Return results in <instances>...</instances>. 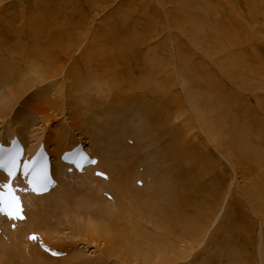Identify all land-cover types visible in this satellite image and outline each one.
I'll list each match as a JSON object with an SVG mask.
<instances>
[{"label": "bare ground", "instance_id": "1", "mask_svg": "<svg viewBox=\"0 0 264 264\" xmlns=\"http://www.w3.org/2000/svg\"><path fill=\"white\" fill-rule=\"evenodd\" d=\"M39 1L40 4L36 6L29 3V16L27 15V21L26 18H23L24 24L18 26L16 21L15 25L17 26H14L13 21V24H8L7 22L8 25L0 26V38L12 36L14 39V43L11 45L13 47L9 46L8 39L0 42V84L8 89L11 103L15 105L18 99L31 89V85L27 84V79L24 78L25 74L21 73L17 63L21 62L28 66V69L32 70L35 74L33 80H37L36 82L39 84L60 76L65 68H68L67 70H71V72L66 70L65 78L70 81L71 92L81 89L80 87H83L84 84L87 86L88 77H90L91 83L87 87L90 89L94 87L98 88L101 86L99 84L105 83L104 85L113 93V98L110 100L111 103H114V101L125 103L137 102V107L148 114L156 128L161 129L164 124H168V122L180 117L184 118L185 114H189L191 118L190 122L194 123L195 120L200 127L202 126L203 130H200L204 131V143L209 145V143L214 141L216 148H220L218 155L228 157V160L227 158H224V160L228 161L227 163L232 168V171H235L236 167L239 168L237 170L243 176V186L239 188V191H235L232 196L233 202L229 205L231 206L232 204L233 209L226 211L225 219L214 228L215 233L211 237V242L218 247V250L214 254H209L211 248L207 249L206 247L208 253H206L207 251L203 252V249L197 252L198 254H192L202 243L205 233L211 227L212 220H214L215 214L219 207H221L219 205L220 200L223 197H227L225 195L228 194L229 185H227L228 188L226 186L228 189L226 191L225 181L222 176L217 175V177H213V175L215 176V170L211 178L207 180L209 182L208 185L202 184L203 186H201L199 183L198 185L195 184L197 179L199 180L200 178L201 180V177L209 175L211 172L207 170V167L212 168L213 166L210 165L211 160L208 156H205L204 150L197 146L195 142H192L193 140H190L192 143L186 146L184 139L188 135V132L182 133L183 131L180 132L174 126L172 127V131L167 133L169 139L164 147L166 155L178 159L182 151L178 149L184 147V154L182 155L185 157L183 158L184 164L187 167L197 168L198 170V175L191 176L194 173L191 171L192 169H183L184 173H187L182 177L183 180L192 183V185L190 187L185 186L184 191L182 190L177 193L175 202L170 208L157 206L155 199L150 198L147 200L144 199L145 197H137L141 195L145 185L147 187L152 185V183L147 182L149 178L148 174L139 173V164L143 165L144 163L140 162L141 159L138 153L132 154L135 163L130 165L125 163L126 159L124 156H120L121 169L118 174L119 176L113 175L112 166L106 165L102 159L103 152L101 150H94L89 145V141L92 138L94 140V135L95 137L97 136L95 131L86 133L88 134V137L85 139V141L88 139L86 142L88 144L87 150L92 156L96 157L98 160L97 168L104 171L108 178L104 181L95 178L91 175L92 169L88 168L85 170V174L81 176L90 174V178L99 185L95 188H84L83 193L72 188L70 182L67 181L68 178L65 180L63 178L64 182L59 181V175L56 176L54 173L55 169L59 167L62 175L65 173V168L58 161V157L63 150L69 149L76 142L74 144H64L65 148L62 149L61 146L64 141H73L66 139V130L62 129L61 132L54 131L52 137L44 140L43 145H45L52 156L53 175L57 177L59 185L54 191L46 195L30 197L37 204V206L35 204L37 210L33 216L28 211L27 199H25L28 218L26 221L18 223L15 226V230L7 229L8 225H5L1 221V226L4 225L5 228H1L2 234L0 236L6 234V231L12 234V242L10 238L6 240H9L13 248L12 255L15 257L14 259L22 261V264H83V262L80 263L79 261L81 258L79 255H83L82 251L77 250V252H72L69 245L66 244L69 248L64 247V249H61L63 244H54L48 235V233L60 234L62 232L64 234V232H67V234H64L66 235L65 240L71 242L75 241L74 238L76 236H73L77 235L76 241L79 239V241L86 243L88 246L94 244L98 247L101 244L103 246L109 244L108 247L101 248V259H97L90 264H106L110 260H116L120 264H183L190 256L189 263L185 264H220L216 261V258L221 256L222 252L227 249H233L231 252L229 251V255L231 258L237 259V264H251V260L254 261L255 256L252 252L247 251L254 247V243L252 242L254 235H251L256 229V222L252 221L249 213L245 212L246 207L243 205V200L252 206L250 207L253 213L259 216L258 222L261 221V224L259 223L260 227L264 228V61L262 56L255 54L254 48L256 47L253 46V37L255 36L253 35L252 37L251 30L242 31L243 27L234 20H236V17H239L250 24L246 15L248 12L249 14L252 13V11L256 12L255 16L260 11L264 14L260 8L262 5L260 4L261 6L258 9L256 6H253L254 4L257 5V1L254 3L253 1L249 2L250 0H238L237 3H234L232 0H156L167 18L164 23L160 16L159 23L163 26L166 25L165 28L168 33L163 29L158 30L157 25L152 21L154 28L149 27L148 30H152V33H156L158 37L154 39H157L155 43H150L145 39L150 35L147 33H140L141 36L132 34V36L124 37L117 35L116 32L111 33L107 25L105 27L109 30L98 28L99 30L95 31L93 35L90 34L92 37L90 36L91 39H89V33L87 34V32L90 29L84 30V28H78L80 25L78 21L87 16L89 7L103 8L107 6L109 0ZM147 1L149 7L157 11L155 1ZM216 1L222 2L224 6L222 8L217 7L215 5ZM250 4L252 5L250 6ZM141 6H144L142 0H131L129 4L125 5L126 10L130 14L135 13L133 8H138L139 10ZM238 6L245 8V17L239 12ZM179 12L183 19L182 21L190 26L187 30L189 33L184 29L179 30L176 28L175 23ZM136 13L138 14V12ZM186 16L187 18H194L195 22H188L185 18ZM67 17L69 20H66ZM130 19L131 16L126 15L122 20V25H128ZM261 21L263 20L261 19ZM251 23L253 24V22ZM193 27H196V32L203 31L207 40V42H203V47L194 52L189 48L198 47L199 45L195 41L199 42L201 40H198L192 34L194 32ZM252 27L254 28V26ZM94 29L97 30L96 28ZM259 30L261 29L257 31L259 32ZM189 34L192 35V41L194 40L193 45L188 46L189 48H182L180 45L181 39H189ZM87 38L88 40H86ZM161 40L162 42H160ZM140 41L147 43V45L144 43L141 45ZM44 42L49 46H55L57 49L52 48L54 52L53 56H56V59L62 56V59L50 61V48H45ZM80 48H82V52L78 57H74L73 54ZM9 56L11 59L8 58ZM207 60L210 61V66H213L215 69L209 67ZM71 63L76 65V67H71ZM200 68H202V71H199ZM101 69H104L102 73H100ZM176 86L180 88L182 93L174 89ZM232 86L235 89H232ZM18 89L20 90V94L17 98L14 91ZM144 90H148L154 94L150 98L153 102H147L141 92L137 93ZM144 97L149 98L147 93L144 94ZM156 101H160L158 102L159 104L157 103L159 108L155 107ZM87 102L89 103V101ZM76 103L73 104V116L78 114L80 116L77 118L72 116L70 127L80 131L81 128H85V125L93 129L96 126L98 131L105 132V136L96 137L97 141L108 146L109 142H106V138L110 137L108 128L114 125V122L108 128L103 127V125L99 127L100 123V125L98 123L93 125L87 117L83 119L84 115L80 113L83 110L79 109L80 107ZM42 104L43 100H37L32 103L26 102L24 104L26 114H22L23 120L21 123L23 127L18 132V139L23 145L26 144L23 135L25 133H33L29 131V127H27L25 122L30 113L39 112L43 116L42 121L44 123H47L49 120L48 110L51 108L44 110L43 106L47 102L43 106ZM101 104L109 106L108 102L105 103L103 101ZM103 109L105 110V108ZM10 110L11 108L7 111L4 105L0 106V117L8 116ZM111 112H113V109ZM190 113H193L192 116L194 117ZM108 121H110L109 118ZM192 123L190 124L192 125ZM197 123L192 126H197ZM87 132L89 131L87 130ZM13 136L9 134L7 138L11 139ZM163 136H165L164 133ZM258 139L261 141H258ZM112 140L114 142L112 145H121L127 151L133 149L126 144L128 138L123 134L115 136ZM97 141L95 142L97 143ZM77 143H81V141ZM50 144H55L57 147L50 150ZM25 146L27 147V145ZM173 146L176 148L173 149ZM200 146L202 145L200 144ZM36 148L37 146L27 147L28 150L33 152L36 151ZM208 149L207 152L209 151ZM109 151L113 153L114 149L110 148ZM212 158L215 159V157ZM172 161L175 162L174 160ZM134 165H137V169H134ZM221 167L224 169V165ZM184 173H180V175ZM190 176L192 179L189 181ZM140 178L145 180V185L142 188L131 187L137 181H141ZM104 183H107L106 188L100 190L99 187L103 186ZM73 189L75 192L71 191ZM105 190L113 193L107 192L113 196L116 205L118 204L115 208H121L120 210L119 208L117 209L120 211L117 215L110 214L107 209L109 205L107 202L101 200L103 194L106 193ZM54 194L60 197V203L55 204L57 224L53 227L49 221L54 217L49 215L48 210L50 209L49 199ZM132 194H135V197ZM78 195L84 196L82 200L85 202L79 201ZM96 202L99 204L98 207L100 209L97 210L98 214L96 213L93 216L101 219L105 226L99 224L97 230H91L89 229L90 226L86 227L80 224V222L78 223V221L59 224V221L63 222V220H66V217L70 218L72 215H74L75 219H80L83 217L82 214L89 213L87 207L96 204ZM183 202H185L184 206H188L187 209L181 206ZM144 203H146L148 213L142 216L145 209L142 206ZM64 206L69 210L72 208V211H61V208L63 209ZM171 212L178 215L179 219L177 221L169 216ZM80 213L82 214L80 215ZM126 213H130L128 215L129 219H126ZM142 217H146L145 221L147 223L156 226L159 230H163L164 233H168L173 238L169 239V241H167V237L165 241H161L164 237L158 240V234L163 233L157 232L158 230H156L158 234L156 232L154 235L148 234L144 231L145 227L142 228L137 225L142 220ZM29 231L40 233L44 238V242H48L54 249L62 252L64 254L63 257L52 259L36 245L28 243L26 235ZM72 233L73 236L70 237L71 239H68V235ZM223 235L225 236L223 237ZM122 240L128 241L138 247L142 246L145 249L143 258L138 261L129 256V261L124 256L122 257L120 251ZM227 242H232V245H226ZM0 249L3 250L4 248L0 247ZM246 254L249 256H246ZM65 255L66 257H64ZM0 260V264H5V262H2L5 260Z\"/></svg>", "mask_w": 264, "mask_h": 264}, {"label": "rangeland", "instance_id": "2", "mask_svg": "<svg viewBox=\"0 0 264 264\" xmlns=\"http://www.w3.org/2000/svg\"><path fill=\"white\" fill-rule=\"evenodd\" d=\"M130 1L131 0H109V3L107 4V6H105L103 8H97L94 6L89 7L87 16L78 21L80 24L78 26V28H80V29L84 28V30L90 29L89 31L92 30L91 32H89V31L87 32V34L89 33V36L87 35L89 39H91L90 36L93 35L95 31H98L100 28H102V30H106L107 27H105V26L108 25V28L110 29L111 33L116 32L117 35H122L124 37L132 36V34H134V35L138 34L139 36H141L140 33L150 34L149 37H146L145 39H147L148 42H150V43L151 42L155 43V41H157V39L156 40H154V39L157 38L158 35L156 33L153 34L152 30H150V29L148 30L149 27H153V25H152V21H153L155 23V25H157L158 30L163 29V30H165L166 33H168L167 29L165 28L166 25L163 26L159 23L160 16L162 17V20L164 23L167 20V18H166L165 13L163 12V9L157 4L156 0H153V1H155V4H156L155 6L157 7V11L160 10L159 13H157L156 10L154 11L153 9H151L149 7L148 1L146 2V0H142L144 2V6H141L139 10H138V8H133L135 10V13L130 14L126 10V7H125V5L129 4ZM232 1L234 3H237L238 0H232ZM245 1H247V0H245ZM252 1L254 3H255V1H257L256 2L257 5L254 4L253 6H256V8H258V9H259V6L262 5L260 8L264 12V4H263L264 1L263 0H260L262 3L259 0H250L249 2H252ZM29 3H31V5H33V6H36L37 4H40V1L39 0H0V15H1L0 16V26H6L7 22H8V24H13L12 23L13 21H14V26H17V25L20 26V25L24 24L23 18H26V21H27V18L29 16V11H30L29 10V8H30ZM34 3H36V4H34ZM252 4H250V6ZM67 5L69 6V4H67ZM215 5L217 7H220V8H222L224 6L223 3L220 1H216ZM237 8H238L239 12H241V14L245 17V15H246L245 8L244 7L240 8V6H238ZM226 9H228V8H226ZM136 12H138V14ZM227 12H229V11H227ZM254 12L255 11H252L253 14L252 13L249 14V12H248L249 15L248 14H247L248 16L246 15V18L249 19L250 24L245 22L244 20H242L239 17H236L235 18L236 20H234V21L239 23L243 27L242 31L244 30V32H246L248 30L249 31L251 30L252 37H253V35L255 36V37H253L254 38L253 46L256 47V48H254L255 54L262 56V59L264 61V35H263L264 33L262 34V32L264 30V23H262V22H264V17L261 18L262 16H264V14L260 11L262 14L259 12L256 15L257 16L256 17L254 15V14H256V12L255 13ZM18 14H20V15L22 14L23 16L25 15V17H23L22 15H21L22 16L21 17ZM126 15L131 16V19H130L128 25H122V20ZM18 18H19L20 22H19ZM185 18L190 23L195 22L194 18H187V16ZM260 18L263 21H261ZM3 20L6 22H4ZM9 20H10V23H9ZM66 20H69V18L67 17ZM182 20L183 19L181 18V14L179 12V15L177 17V21L175 23L176 28L179 30L184 29L187 31L188 28H190V26L185 24V22ZM256 21L257 22L259 21V22L257 23ZM15 22L17 25H15ZM251 22H253V24ZM224 23H226V21H224ZM249 26H251V27H249ZM252 26H254V28ZM94 28H96L97 30H95ZM109 29H107V30H109ZM144 29H145V31H144ZM258 29H261V30H259V32H258L257 31ZM193 30H194V32L192 34L195 35L198 38V40L202 41V42L201 41H199V42L195 41V43L199 46L194 47V48L188 47V46H192L193 41H194V40L192 41V37H191L192 35L191 34H189V39L182 38L181 39L182 42H180V45L182 48L187 47L194 52V51H197L199 48L203 47L204 46L203 42H207V40L205 38L203 31L196 32L195 31L196 27H193ZM117 35H116V37H117ZM163 36H165V34H163ZM116 37H114V38H116ZM1 38H0V42H4V40L6 41L8 39L9 40L8 43H10L9 46H11L12 43H14L13 42L14 39L12 36L9 38L8 37L7 38L1 37ZM88 38L86 40H88ZM86 40H85V42H86ZM160 42H162V40ZM140 43L142 45L144 42L140 41ZM144 44L147 45V43H144ZM43 45L45 48H50V50H49V55H50L49 60L50 61H59L62 59L61 58L62 56L59 59H56V56H53L54 52L52 51V48L57 49L55 46L54 47L52 45L49 46V45H47L46 42H44ZM11 47H13V46H11ZM205 49L208 50L207 47H205ZM211 51L214 52L213 50H211ZM81 52H82V48L77 49L75 51V53L73 54L74 57H78ZM8 58L11 59L10 56ZM207 63L209 64V67H212L213 69H215L213 66H210L209 60H207ZM95 64L98 65L97 62H95ZM17 65L19 66L21 73L25 74L24 78L27 79L26 80V82H28L27 84L29 86L31 85V89L26 91L22 95V97L20 99H18V101L14 105L13 103L10 102L11 100H10L8 89L6 87H4V85L0 84V106L4 105L7 111H8V109L11 108L8 116L0 117V141H2V140L7 141L9 139V138H7V136L9 134L14 135L13 137L16 136L19 138V135H18L19 129L21 130V128L23 127L22 123H21V121L23 120L22 114L23 113L26 114L24 104L26 102L32 103V102H35L37 100H39V101L43 100V104L45 102H47V104H45L44 106L42 104L43 109L48 110L49 108H51L50 110H48L49 111L48 112L49 120L47 123H44L42 121L43 116H41L39 114V112H37V111H35V113L32 112L28 115L25 122H26L27 127H29L28 128L29 131L33 132V133H31V134L25 133L23 135L24 136V142L26 143L25 145H27V147L30 148L32 146H38L37 144L40 142H43V144H44V140L45 139L47 140V139H49V137H52V134L54 133V131L55 132L56 131L61 132V130L64 129V130H66V139L67 140L70 139L73 142L64 141L62 143V146H61L62 149L65 148L64 144L65 145L69 144V143L74 144L75 142L77 143L79 141H81V143H83L85 145V148H88L87 147L88 144L86 143L88 139L85 141L86 137H88V134H86V133H90V131H95L97 133V136L100 137L102 135L105 136V132H100L101 130L98 131L96 129L97 128L96 126H95V129H93L92 127L85 125L86 130H85V128H81L80 131L74 130V129H72V127H70V125L72 123L71 118H73V117L77 118L80 116L79 114L73 116L74 112H72L73 104H75L77 102L76 104L80 107L79 109L83 110V112H80L81 115L82 114L84 115L83 119L85 117H87L88 119L91 120L93 125H96L98 123V125L101 124L99 127H102V125H103V127L105 126L108 128V126H110V124H113V122H114V125H111L108 128L109 130L106 128L108 130V132H110V137L108 136V138H106V142H109L108 146L99 143L97 141L98 137L96 136L97 137L96 138L95 135H94V140L92 138L89 141V143H90L89 145L91 146V148L93 147L94 150H101L103 152L102 159L106 165L112 166L113 175L119 176L118 174H119L120 169H121V161L119 159L120 156H124L126 159L125 163L130 165V164L135 163V161H133L132 154L138 153L139 158L141 159L140 162L144 163L143 165H141V163L139 164V166H140V169H139L140 172L139 173L148 174L149 178H148L147 182L152 183V185L147 187L145 185V180L140 178L142 181V185H141V187H138V188H142L143 185H145V187L142 190L143 193L141 192V195H139L137 197H139V198L145 197L144 199H147V200L152 198L153 200L154 199L156 200L157 206L170 207L171 208L172 204L175 202V198H176L177 193L181 192L182 190L184 191L185 186L190 187L192 185V183L183 180L182 177L187 174V173H184L183 169L184 170L187 168L190 170L192 169L191 171L194 172L195 174L193 173V175L191 174V176L198 175V173H197L198 170H197V168L187 167V165L184 164L183 158H185V157L182 156L184 154V150H183L184 147L178 149L179 151L182 150L180 155H179L180 157H178V159L175 157H172V156L168 157L166 155V153L164 152V147L166 146L168 139H169L167 136V133L172 131V129H173L172 127H174V126L176 128H178L180 130V132L183 131L182 133L188 132V135H186L185 139H184L186 142V146H188L189 143L195 142V144L197 146H199L200 148H202L204 150V152H205L204 154H206L205 156L206 157L208 156L211 160L210 165L213 166L212 167L213 169L211 167H207V170L210 171L211 173H209V175L206 174L207 175L206 177L205 176L201 177V180H200V178H199V180L197 179L195 181V184L198 185V183H199V184H201V186L208 185L209 182H207V180L210 179L213 172L216 171L215 176L213 175V177H217V175H219V176L221 175L225 181L226 191L229 189L227 191L228 194L225 195L227 197H223L220 200L219 205L221 207H219L217 213L215 214L214 220H212V223H211V227L205 233L202 243L199 245V247L196 249V251H194L192 254H198L197 252H200L203 249H204L203 252H206L207 251L206 247H207V249L211 248L209 254H212V253L214 254V252L218 250L217 249L218 247L213 245V243L211 242V237H213L214 233H215L214 228L219 223H221V221H223V219H225V214H226L225 212L231 211V209H233V207H232L233 205L231 204V206H230L229 204L233 202L232 196H233L234 192L239 191V188L241 186H243V179H242L243 176L238 172V170H237V169H239L238 167H236L235 171H232V168H230L229 164L227 163L228 161L224 160V158H227V160H228L227 156L222 157V156L218 155L219 154L218 151L220 150V148L219 149L216 148V143L214 141H213L214 143L211 142V143H209V145L204 143L205 136H204V131L202 132V130H203L202 126L200 127L199 124L194 119H193L194 123L190 122L191 118L189 117V114H185L184 118L180 117L178 119H174L173 121L168 122V124L163 123L164 125L162 126L161 129H159L153 125V122L149 118L148 114H146V112L144 113V111H142L141 109H139L137 107V102L134 101V102H130V103H125V102H120V101H118V102L114 101V103L113 102L111 103L110 100H112V98H113V93L111 92L110 89H108L107 86L104 85L105 83L99 84V85H101L100 87H98V88L94 87V88H92L93 89L92 90L89 87H87L91 83L90 77H88L87 78V86L84 84L83 87L82 86L80 87L81 89L71 92L70 86H69L70 81L65 78V75L68 71L67 70L68 68L67 69L65 68V70L60 74V76L53 78L50 81H47L45 83L39 84L36 82L37 80L36 81L33 80L35 78V74L33 73L32 70L28 69V66H26L25 64H22L21 62L17 63ZM70 66L73 68L76 67V65H73L72 63L70 64ZM34 67H36V66H34ZM103 70L104 69H101L100 73H102ZM200 70L202 71V68H200L199 71ZM31 71H32V73H31ZM68 72H71V70H69ZM21 77H23V76L21 75ZM226 83H227V81H226ZM228 85H230V84H228ZM176 87L174 89L181 91L178 86H176ZM232 89H235V88L232 86ZM237 90H238V88H237ZM239 90H240V88H239ZM140 92L142 93L143 98L147 102H153L152 100H150V98L154 94L150 93L148 90L138 91L137 93H140ZM98 93H99V96H98ZM146 93L149 97L148 99H147V97H144V94H146ZM181 93H182V91H181ZM14 94L18 98L19 97L18 95L20 94V90L18 89L16 91H14ZM92 97H93V99L91 100ZM44 99H45V101H44ZM87 101H89V103ZM103 101L105 103L108 102V104L110 101L109 106H106L105 104H101ZM158 102H160V101H156V105H155L156 108H159V106L157 105ZM94 104H97V105L94 106ZM253 104L255 105L254 101H253ZM102 107L105 108V110ZM93 109H95V110H93ZM112 109H113V112H111ZM95 111H96V114H95ZM105 111H107L109 113H107ZM114 112H116V114H114ZM190 115L192 116L193 113L192 114L190 113ZM192 117H194V116H192ZM108 118L110 121H108ZM98 120H99V122H98ZM103 120H105V121H103ZM164 122H165V118H164ZM190 123H192V125H195V123H197L198 125L192 126ZM111 128H113V129H111ZM164 129H166V130L168 129L167 132H165L166 130H164ZM200 129H202V130H200ZM87 130L89 132H87ZM162 132L165 135L163 137H162V135H163ZM101 133H103V134H101ZM120 134H123L124 136H126L128 138V140L130 142H132V144H127V140H126V144L129 147H132L133 149H130L129 151H127V149L124 150L121 145L115 146L114 144H113L114 145V147H113L112 143H114V142L112 139L115 136H118ZM112 136H113V138H112ZM190 140L191 141L193 140V141L191 142ZM95 141H97V143ZM258 141H261V140L258 139ZM200 144L202 146H200ZM211 144L214 146L211 147L212 146ZM203 145L206 147V149ZM134 146H136V147H134ZM55 147H57V145L55 146V144L49 145L50 150L54 149ZM110 148L114 149L113 153L109 151ZM175 148L176 147L173 146V149H175ZM207 149L209 150L208 152H207ZM120 152L122 154L123 153L124 154L120 155ZM130 152H132V153H130ZM211 152H213V153H211ZM209 153H211V154H209ZM111 154H112V157H111ZM115 156H117V157H115ZM212 157H215L216 160L213 159ZM172 160H174L175 162H173ZM222 165H224V169H222V167H221ZM133 167H134V169H137V165L136 166L134 165ZM181 167H183V168H181ZM179 169H181V170H179ZM54 173L56 176L59 175L58 176L59 181H61V182H64L63 178H64V180L67 179V177H65L64 174H62L63 175V177H62L61 170L59 167H56ZM180 173H184V174L180 175ZM191 176H190V178L188 177L189 181H190V179H192ZM75 177H76L75 183L71 182L70 186L72 188H74L76 191H79L81 193H83V191L87 187L95 188L99 185L98 183H96L95 181H93L90 178V174L89 175L87 174L85 176H75ZM203 178L206 181L205 180L203 181ZM56 180H58L57 177H56ZM83 182H84V184H83ZM227 185H229V188ZM106 186H107V183H104L103 186L99 187V189L102 190V189L106 188ZM133 186L136 187L135 185H132L131 187H133ZM226 186L228 189L226 188ZM237 186H238V190H237ZM146 187L148 190L146 189ZM74 189L71 191L75 192ZM105 191L113 194L112 192H110L108 190H105ZM134 195L135 194H132L133 197H135ZM172 195L173 196L175 195L174 198ZM228 196L229 197L231 196V197L229 198ZM77 197H78L79 201L85 202L82 200V198H84V196L81 197L78 195ZM184 197H185V195H184ZM59 198L60 197H57L54 194V196H52L49 199L50 200L49 201L50 202V209L48 210L49 215L54 217V218H51V220L49 222H51L50 224L53 227L57 224V222H56L57 216L55 215L56 214L55 204L60 203ZM234 198H235V196H234ZM101 200L107 202V204L110 206V207L108 206V208H107L109 210L110 214L117 215L118 213H120L119 210L121 208L118 207L119 210H117L118 208L117 209L115 208V206H117L118 204L116 205V203L114 202V198L112 200H107L105 197L102 196ZM243 202H244L243 205H245V207H246L245 212H247V214L249 213L251 220L256 222V229L254 230V233L252 232L253 234L251 235V236L254 235V237H252L254 239V240L252 239V242L254 243V247H253V249L251 248L247 252H252L255 256L254 261L251 260V264H263L264 263V241H263L264 240V236H263L264 235V228L260 227L261 221L258 222L259 216L255 215L256 213L255 214L253 213V210L251 209L252 206L249 205L245 200H243ZM167 204H168V206H167ZM28 205H29L30 211H32V213H33L32 216L35 215V212L37 210V207H35V203L33 201H30L28 203ZM98 205L99 204H97V202H96V204L89 205L87 207V210L89 211V213L88 212H86L84 214L80 213V215L81 214L83 215V217H81L80 219H75L74 215H72V217H70V218L66 217L65 218L66 220H63V222L59 221V224L60 223L67 224V223H73V222L78 221V223L80 222V224H83L86 227L90 226L89 229H91V230L92 229L97 230L99 228V224H101V226H105V224L101 221V219H97L93 216L94 214L97 213V210L100 209V207H98ZM184 205H185V202H183V205H181V206H184ZM142 206H143V208L145 207V209L142 213V216H145L148 213V209L146 208V203L142 204ZM184 207L187 209L188 206H184ZM188 209H190V208H188ZM62 210L69 212L70 210L72 211V208L69 210L67 207L64 206L63 209L61 208V211ZM130 213H126L127 214L126 219H129L128 215H130ZM175 215H177V214L171 212L169 216L172 217L175 221H177L179 218H178V215L177 216H175ZM34 217H32V218H34ZM145 218L146 217H142V220L140 219L141 221L139 222V224H137V222H136V224L141 226L142 228L145 227L144 231H146L148 234L154 235L156 230H158L157 232H163V233H159V234L156 232L159 235L158 240H160L161 238L164 237L163 240H161V241H165V238L167 237V241H169V239L173 238L168 233H164L163 230H159V229H157L156 226H153L152 224L147 223L145 221ZM174 220H173V222H175ZM157 225H159V224L157 223ZM6 234H7V236H9V237H7V239L10 238L11 242H12V240H13L11 238L12 234H9V232H7V231H6ZM64 234H67V232H64ZM64 234L62 232L60 234L48 233V235L50 236V238L54 244H56V243L63 244L61 246V249H64V247H66V248L70 247L72 252H77V250L82 251L83 255H79L81 257L79 261H80V263L83 262V264H90V263L96 261L97 259L100 260L101 259V256H100L101 248H106L109 245V244H107L106 246H103L101 244V245H98V247H97L94 244H91L88 246L86 243L79 241V239H78V241H76L77 235L73 236V233L68 235V239L72 236L73 237L76 236L74 238L75 241L73 240L74 242H71V241L65 240L66 235H64ZM224 236L225 235H223V237ZM177 241H179V240H177ZM46 244L52 246L48 242ZM65 244L69 245V247L66 246ZM176 244H178V243H176ZM226 245H232V242H227ZM200 246L201 247L203 246V247L201 248ZM0 247L2 249L4 248L3 250L0 249V259L5 260L2 262H5V264H22V261H19L18 259H14L15 257L12 255V249L13 248L10 245L9 240H6V242L4 241L2 243L0 242ZM52 248H53V246H52ZM144 250L145 249L142 246L138 247V246L132 245L128 241L122 240V245H121L120 251L122 253V257L124 256L129 261H130L129 256H131V258L136 259L138 261H139V259H142L143 254H144ZM231 250H233V249H230V250L227 249V250L223 251L221 256L216 258V261L220 264H232V263L237 264L238 263L237 259L236 258L233 259L229 255V251L231 252ZM5 252H7V253L5 254ZM206 253H208V251ZM246 256H249V255L246 254ZM64 257H66V255ZM190 258H191V256L187 260H185L186 262L185 261L184 262L189 263ZM110 261L108 263L106 262V264H120L116 260H114V261L112 260L111 262ZM185 263H183V264H185ZM69 264H72V263H69Z\"/></svg>", "mask_w": 264, "mask_h": 264}, {"label": "snow or ice", "instance_id": "3", "mask_svg": "<svg viewBox=\"0 0 264 264\" xmlns=\"http://www.w3.org/2000/svg\"><path fill=\"white\" fill-rule=\"evenodd\" d=\"M74 154H67L66 160L70 163H76L77 167H82L81 161L95 163V161H88L86 156L81 154L80 160L71 159ZM23 149L19 146L18 142L13 140L11 147H4L0 145V170L5 172L8 177L6 183H0V214L7 216L9 219L22 220L24 219L23 207L20 197L17 195L18 189L13 186V180L23 168V175L27 178L31 190L36 193L46 190L49 183H51L48 166L45 160L42 159L43 154L38 155L30 161H23ZM98 175H102L98 173ZM36 240L37 237L33 235L30 237ZM50 251L53 256H58L60 253Z\"/></svg>", "mask_w": 264, "mask_h": 264}]
</instances>
